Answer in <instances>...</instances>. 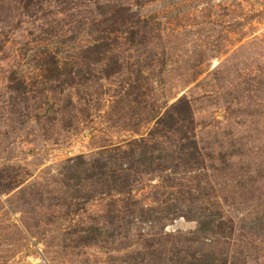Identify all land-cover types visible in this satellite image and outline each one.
Returning <instances> with one entry per match:
<instances>
[{"label":"rangeland","instance_id":"374dc122","mask_svg":"<svg viewBox=\"0 0 264 264\" xmlns=\"http://www.w3.org/2000/svg\"><path fill=\"white\" fill-rule=\"evenodd\" d=\"M225 260L264 264V0H0V264Z\"/></svg>","mask_w":264,"mask_h":264},{"label":"trees","instance_id":"16d2710c","mask_svg":"<svg viewBox=\"0 0 264 264\" xmlns=\"http://www.w3.org/2000/svg\"><path fill=\"white\" fill-rule=\"evenodd\" d=\"M89 1H92V0H89ZM124 12H128V10H126L124 8H118V9H116V12L107 13V14H104L102 16H104V17H106V16L117 17V16H122ZM112 19H114V18H112ZM112 19H109V20H112ZM190 119L192 120V118H190ZM83 163H84L83 158H78L74 162V168H71V170H67V176L69 178L72 177V179L74 181H76L77 183H80L82 181V176H84L85 174H88L87 172H79V171L75 170V168L80 169L81 165H83ZM146 168L149 169L150 167L147 166ZM107 170H109L108 167L104 171H99L100 173H98V174L97 173H91L90 175L86 176V179L88 180L89 178H91V179L95 178L97 183L106 184L107 190H108L107 196H111L110 192H114L117 194L132 193V189H133L132 187L134 186L135 181L132 178V167L130 164H127L126 162L122 161L121 163H119L118 167H116V165H115V167L112 166V168L110 169V171H112V172L107 171ZM113 179H114L115 183L112 186L111 183H108V182H112ZM106 181H108V182H106ZM117 182H120V184ZM152 210H153V208H152ZM148 211H150V209H148ZM147 214H149V212ZM198 224H199V229H198L197 233L204 232L203 227L205 226V224H203V223H198ZM214 225L217 226L218 224H214ZM221 227H222V225H221ZM215 234H216V232H215ZM88 239H90V238H88ZM229 242H230V240H229ZM212 262H211V264H212ZM228 262H229V259H228ZM223 264H227V260H225L223 262Z\"/></svg>","mask_w":264,"mask_h":264}]
</instances>
